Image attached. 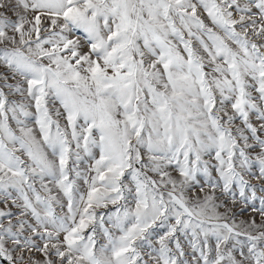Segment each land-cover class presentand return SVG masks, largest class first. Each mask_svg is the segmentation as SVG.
<instances>
[{"label":"snow or ice","instance_id":"obj_1","mask_svg":"<svg viewBox=\"0 0 264 264\" xmlns=\"http://www.w3.org/2000/svg\"><path fill=\"white\" fill-rule=\"evenodd\" d=\"M0 264H264V0H0Z\"/></svg>","mask_w":264,"mask_h":264},{"label":"rangeland","instance_id":"obj_2","mask_svg":"<svg viewBox=\"0 0 264 264\" xmlns=\"http://www.w3.org/2000/svg\"><path fill=\"white\" fill-rule=\"evenodd\" d=\"M245 215H247V213H245Z\"/></svg>","mask_w":264,"mask_h":264}]
</instances>
